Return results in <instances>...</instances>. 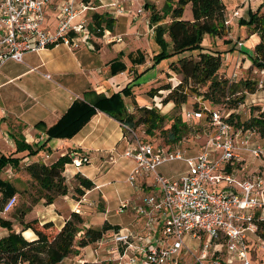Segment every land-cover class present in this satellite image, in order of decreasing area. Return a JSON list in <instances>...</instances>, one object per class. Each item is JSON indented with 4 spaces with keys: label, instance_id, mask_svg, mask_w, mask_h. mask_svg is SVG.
<instances>
[{
    "label": "built area",
    "instance_id": "obj_1",
    "mask_svg": "<svg viewBox=\"0 0 264 264\" xmlns=\"http://www.w3.org/2000/svg\"><path fill=\"white\" fill-rule=\"evenodd\" d=\"M49 1L0 0V68L7 60L21 62L25 53L58 43L78 46V35L88 28L90 16L85 14L94 10V4L91 0H63L57 7L54 26L50 27L46 25ZM114 5L122 12L117 3ZM232 13L238 15L237 10ZM225 23L228 25L230 20ZM107 35L109 42L121 40L105 31L103 37ZM203 115L201 110H184L187 121ZM209 116L210 132L193 153L185 148L157 149L151 142L140 140L131 127L122 125L123 138L128 142L123 155L134 161L126 180L135 188L142 181L149 189L141 190L134 202L122 201L117 211L133 202L132 209L146 218L147 234L157 233L172 242L154 245L142 236V242L150 244L146 248L134 242L139 238L137 231L119 227L112 231L114 264H177L180 258L176 254L184 246V235L196 239L198 245L190 251L188 262L183 260L182 264H251L249 236L256 235L257 220L264 219V176L246 171L243 153L262 157L264 151L250 135L231 133L221 112L214 110ZM82 155L73 154L74 168L88 162V155ZM175 160L183 161L187 168L175 176L158 171L161 164ZM15 199V195L11 196L0 213H6Z\"/></svg>",
    "mask_w": 264,
    "mask_h": 264
},
{
    "label": "trees",
    "instance_id": "obj_2",
    "mask_svg": "<svg viewBox=\"0 0 264 264\" xmlns=\"http://www.w3.org/2000/svg\"><path fill=\"white\" fill-rule=\"evenodd\" d=\"M187 4L190 5L191 19L183 17ZM261 6L259 5L254 10L248 8L246 16L238 19V25L246 26L249 35L257 34L259 38L252 47L250 55L252 66L259 70L264 68V11L261 10ZM148 7L147 4L144 5V8L149 9ZM225 8L223 0H165L160 9L154 6L149 9L151 22L162 17L161 12H163V17H168V24L157 28L159 41H162L161 35L165 31L169 37L167 43L163 42V50L156 54L157 58L171 57L184 51H195V53L180 56L169 63V68L181 75L178 85L171 87L166 84L150 88L148 94L152 97L156 95L158 89L168 90L162 102H173L174 111H178L187 101L184 86L188 83L192 91L201 99L194 101L190 109L203 111L208 124L202 121L203 116L187 121L182 113L163 114L153 104L136 105L135 110L131 111L125 106L121 91L106 96L93 90H87L84 92V101H74L54 125L46 128L48 138L71 137L95 112V108L102 110L121 125L131 127L140 140L151 142L157 149H186L183 147L186 135L200 130L207 131L206 129L211 127L209 114L214 110L222 113L223 119L230 126L231 133L240 132L244 135L264 137L263 114L252 115L244 120L240 118L241 110L246 106L245 94L257 89V80L245 77L234 81L221 76L219 71L222 51L202 44L205 35L219 38L227 36L229 27L225 23ZM115 19L116 16L109 11H93L90 14L87 31L81 33L87 35L84 39L86 45L96 50L98 45L94 42L95 38L102 37L105 30L111 31ZM87 40L93 45L90 46ZM169 42L170 51L167 48ZM136 55L137 58H135ZM135 56L132 58L135 64L141 63L144 59L141 52H136ZM109 68L110 73L115 74L117 69L125 68V65L119 60H114ZM126 88L122 90L126 92ZM236 93L240 94L233 97L232 95ZM166 119L169 123L165 126ZM43 124L44 122L39 121L35 126L44 127ZM141 126L143 128L138 134L137 127L139 129ZM122 129L124 132L123 127ZM44 145L45 143L30 144L22 135H16L14 150L7 155L0 156V171L6 165L18 168L22 156L35 155ZM73 154L83 153L75 151ZM82 156H87V154ZM72 158L71 153H64L50 163L36 160L23 164L31 178L44 191L43 197L46 202L52 203L55 196L67 194L63 170L65 164L71 162ZM74 174L78 180L75 189L79 195L95 187L96 184L92 179L79 172ZM17 192V188L11 182L0 178V209ZM1 223L8 228L11 227L8 221L2 220ZM18 225L21 231H9L0 237V264H58L68 255L77 253L80 248L98 241L108 232L119 228V225H111L106 221L100 227L85 226L82 215L74 211L63 221L60 228L55 227L52 221L40 223L36 218L24 219L23 217H19ZM257 225L256 235L264 243V219H258ZM26 229H31L35 238L31 240L24 238L21 232Z\"/></svg>",
    "mask_w": 264,
    "mask_h": 264
},
{
    "label": "rangeland",
    "instance_id": "obj_3",
    "mask_svg": "<svg viewBox=\"0 0 264 264\" xmlns=\"http://www.w3.org/2000/svg\"><path fill=\"white\" fill-rule=\"evenodd\" d=\"M50 1L55 4L61 2V0ZM260 2L255 5V9L260 4ZM228 4L230 3L226 4V9H228ZM242 11L245 12L246 8H244ZM122 15V13L117 15V20L114 24V28L112 29L113 31H111L112 34L118 35L122 38L121 42H113L110 45L104 44L102 48H100L101 50L99 52L95 50H89L87 47H85V50L84 48H80L83 50L78 51H81L82 53L87 50L90 51L89 54L92 56L88 61L91 62V66L95 70V73H98L103 69L106 71L108 70L105 67V63L119 54L118 47L121 46L126 52V56L122 57V63L125 65V68L117 69V72L112 75H115L116 80H119L122 85L127 87L125 90L126 92L122 90L123 87L120 90L125 106L132 111L135 110L133 107L136 105L153 104L163 114L168 115L182 113L184 115V110L190 109L194 101L201 100L200 97L192 91V88H190L188 83L184 86V91L187 92V101L178 111H174L173 102H162V99L167 95L168 90L158 89L156 95L152 97L148 94V90H150V88L160 87L166 84H169L171 87L178 85L181 81V75L173 72L169 68V63L172 60H176L180 56L194 54L195 51H184L171 57L161 56L157 58L156 54L163 50V42L167 43L169 41L166 31L161 35L162 41L158 40L157 28L158 26L165 27L168 24V17H163V12H161L162 17L154 22H151L150 10H145L142 14L138 15L135 13V11H133V15H128V20H125V18L118 19V17ZM190 15V5L187 4L185 6L184 16ZM232 27L231 33L233 38H230V40L233 41L236 38L234 44L225 45V40H222L219 37L210 38L208 35L203 38L202 44L204 46H213L214 48L222 51L221 68L219 71L221 76L227 78L228 80L234 81L245 77H250L257 80V89L254 92H246L245 94L244 102L246 103V106L241 110L240 113V118L244 120L252 115H264V68L263 70H259L252 66L250 55L255 40L253 41V37L249 38L247 36L244 25L240 26L235 24V26L232 25ZM83 35L84 34H81L79 37L81 38ZM100 38H102L107 43H111L108 41L109 35L105 37L102 35ZM239 38H241V43H239L240 46L238 44V41L240 40ZM80 40L82 43L85 41L84 38H81ZM95 42L99 43L100 40L95 38ZM65 46L66 44L59 43L57 51L62 48L67 50V46ZM167 48L170 51V42ZM138 51L141 52L144 59L141 63L135 64L132 62V58ZM130 68L132 70H129ZM120 72H125L124 76H121ZM100 77L101 79H98V76L94 80V83L100 84L104 81V84L108 83V85H112L113 82L111 81V78L107 79L103 78L102 76ZM43 80L47 81L48 84L53 83L52 79L46 80V78L43 77ZM109 80L111 81L110 83ZM239 94L240 93H236L232 96L237 97ZM202 121L205 122V124H208V120L205 118V116H203ZM168 123L169 121L166 119L164 125L166 126ZM142 128L143 126H141L139 129L137 127L138 134L140 132L139 130ZM210 129L211 127L206 130L210 132ZM122 130V127H119L113 122H110V124L106 127V131H108L114 138L117 135L119 136V134L121 135ZM204 131L205 130H200L198 132L188 133L184 139L183 147H186L187 151L190 153L198 151L200 145H202L204 142V138L207 136L206 134H208L207 131H205L207 133ZM251 138L264 151V137L252 135ZM47 144L51 147L52 155L58 154L60 152V148L56 147V145L59 144L57 141L49 140ZM120 144H122V142ZM10 146V144L4 143L3 137H0L1 149L4 148V151L6 152V150H8L7 147L10 148ZM119 146L117 154L113 153L114 158L116 159L115 162L111 161L104 163L98 158V153L90 151L88 152L89 162H85L79 168H74L71 165V162L65 164L63 174L65 175L67 194L55 196L52 203L45 201L43 197L45 195L44 191L39 188V185L31 178L24 166L12 169L11 171L8 168H5L3 171H1L0 178L2 180H8L11 182L17 188L18 193L15 194L16 199L12 207L6 211V213H0V237L3 234H7L9 231H18V225L16 222L18 221L19 217H23L24 219L36 218L40 223L52 221L55 224V227L60 228V224H57L55 221L56 218L54 220L50 219V217L56 215V212L58 214L62 212L64 216L59 218L57 217L59 222L64 221L69 216V214L74 211L82 215L85 226L100 227L105 221L111 225L129 226L130 228L134 226L135 220L138 217H141L138 216V214L132 209L134 199L136 198L135 194L137 193V189L126 180L129 166L127 164V160H125L126 158L120 157V154L123 151V146ZM35 155L40 157L41 150H39ZM248 157L249 162L252 163L251 167H257L260 164L263 165L264 153L262 157ZM44 160L50 163L55 159L50 158ZM186 168V163L180 160H175L161 164L158 167V171L165 176H175L176 174L183 172ZM70 170H73L74 172L70 173ZM262 170L264 172V169ZM75 172H79L80 174L93 179L96 182L95 187L90 190H85L83 195H79L75 189L78 184V180L74 174ZM148 189L149 188H145V191ZM127 199H132L133 202L129 207L121 212H118L117 209L119 205L122 203V201ZM73 202L78 204L68 207L71 206ZM262 212L264 214V210ZM2 220L11 223V227L8 228L7 226L2 225ZM138 232L140 235L145 236V238H147L146 240L150 241L154 245H164L170 244L172 242L170 238H161L160 235H157V233L148 235L143 226L139 227ZM249 238L251 239V241H249L248 254L250 263L264 264V243L260 238H258L257 235H250ZM183 242V248L176 254L177 258H180L177 260V264H182L183 260L184 262H188V260L191 258L190 251L196 249L198 245V241L189 235L183 236ZM86 252L89 253V256L86 259L90 261L93 260L95 254L92 244H89V246L86 248ZM76 254L77 253H72L68 255L64 258L62 263L58 264H80L76 258ZM90 261L85 264H93ZM102 264H105V262Z\"/></svg>",
    "mask_w": 264,
    "mask_h": 264
},
{
    "label": "crops",
    "instance_id": "obj_4",
    "mask_svg": "<svg viewBox=\"0 0 264 264\" xmlns=\"http://www.w3.org/2000/svg\"><path fill=\"white\" fill-rule=\"evenodd\" d=\"M62 1L63 0L56 4L50 1V3L48 4L49 6H47L46 8V25L50 27L54 26L56 15L58 12L57 7L60 3H62ZM164 1L165 0H91V2L95 6L93 11H109L116 16L115 22L117 20L118 14H123L122 16H119L118 19L125 18V20H128V15H133V11H135V13L138 15L142 14L145 10L148 11L151 6H154L156 9H160ZM223 1L225 2V7L227 3H230L228 4L229 6H227L229 10L225 8V19H229L230 23L228 24L229 32L227 36L221 39L225 40V45H231L234 44L236 40V38L233 41L230 40V38H233V35L231 33V30L233 28L232 25L235 26V24H238L239 18L246 16V11L243 12L242 10L244 8H246V10L248 8L254 10L255 5L260 1L261 2L259 5H262L261 9H264V0ZM116 3L120 6L122 12H119L115 9L116 7L114 4ZM145 4L149 6V9L142 7ZM139 8H142V12H137ZM234 10L238 11L237 16H233L232 12ZM93 11L86 12L85 15L90 16ZM183 17L186 19H191V15L184 16L183 14ZM244 27L247 33V28L246 26ZM111 31L109 32L112 34ZM247 36L249 38L253 37V41L255 40L253 46L259 39L257 34L249 35V33H247ZM81 38L85 39L87 38V35H83ZM81 38H77V47H69L66 45L67 47H65L67 48V50L65 48H62L57 51V48L59 46L58 43L51 47L41 49L37 52L25 53L21 62L7 60L0 68V137L4 138L5 144L11 145L10 148L7 147L8 150H6V152L4 151V148H0V156L7 155L14 150V137L16 135H22L25 141L30 144L36 143V145H40L42 143H45V145L41 149L40 157H37L36 155L22 156L19 167L23 166V164L25 163L36 160H43L46 162V160L44 159H56L60 154H73L75 151L87 155H89L88 152L93 151L98 153V158L101 159L104 163L111 161L115 162L116 159L114 158L113 153L117 154L118 146L120 145L123 146V151L120 154V157L126 158L125 160H127L128 162V176L130 170L133 168L134 161L131 157L123 155L124 151L128 147V142L123 138V130L121 132V135L119 134V136L117 135L115 138L108 131H106V127L110 124V122L115 123L119 127H122V125L117 120L113 119L98 108H95V112L71 137L48 138L46 128L54 125L64 115V113L69 109L74 101H84L85 91L93 90L97 93H102L106 96H109L114 92L120 91L122 87H125L121 84V82H119V80H116L115 75H112V73H110L109 68L111 62H113L114 60H119L122 63V57L126 56L124 48L119 46V54L105 63V67L108 69L107 71L103 69L100 70V72L95 73V70L91 66V62L88 61L92 55L89 54L90 51H88L87 48L89 50L92 49L87 46L85 42L82 43V41L80 40ZM97 39L100 40L99 43L94 41L98 45V48L95 50L97 52L101 50L100 48H102L104 44L110 45L113 42L122 41L121 38L120 41L107 43L102 38ZM239 39L240 40L238 41V44L241 43V38ZM87 42L91 46L92 43L88 40ZM85 47H87V51H84L85 53L78 51L83 50L80 48H84L85 50ZM135 58H137V55L135 56ZM131 68L129 70H132ZM124 73L125 72H120V75L124 76ZM46 74H49V77H46ZM98 76V79H101L100 76L107 79L111 78V81L113 82L112 85H108V83L104 84V81L100 84L94 83V80ZM43 77H45L46 80L52 79L53 83L48 84L47 81L43 80ZM111 81L109 80V83ZM39 121L44 122V127L35 126V124ZM49 140L57 141V143H59L58 145H56V147L60 148V152L58 154L52 155L51 147L47 144ZM121 142L122 144H120ZM46 154H48L49 157H45ZM243 157L247 161V172H261L264 176V172L262 170L264 169V161L263 165L260 164L257 167H251L252 163L249 162L247 153H243ZM5 168H8L10 171L12 169H15L11 165H6L1 169V171H3ZM73 172L74 171L72 170L70 173ZM94 183L96 184L95 181ZM144 188L145 186L141 181L138 187H136L137 193L135 194V196H138V194H140V191L144 190ZM76 204L73 202V204L68 207L75 206ZM55 216L50 217V219L54 220L56 218V223L62 226L63 221L59 222L57 217H62L63 213L61 212L58 214L56 212ZM145 223L146 218L138 217L135 220L134 226H132L131 228L129 226L119 227H128L129 229L138 232L139 227L143 226L144 230L147 232ZM16 224L18 225V221L16 222ZM18 231H21L19 229V225ZM112 233V231L108 232L105 237L91 243L95 254V257H93V260L91 261L86 259L89 256V253L86 252V248L89 246V244L80 248L76 254L78 262H80V264H85L89 261L93 264H102L103 262H105V264H114L116 252L113 251ZM21 234L28 240L35 238V234L31 229L23 230ZM138 236L139 238L134 241L135 243L141 244L146 248L150 246V244L142 242V235H140L139 232ZM63 261L64 259L59 263H62Z\"/></svg>",
    "mask_w": 264,
    "mask_h": 264
}]
</instances>
